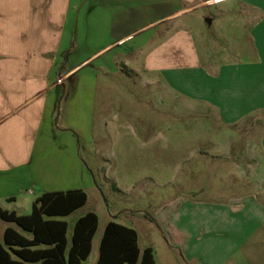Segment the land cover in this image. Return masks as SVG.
Segmentation results:
<instances>
[{
    "label": "crops",
    "instance_id": "crops-1",
    "mask_svg": "<svg viewBox=\"0 0 264 264\" xmlns=\"http://www.w3.org/2000/svg\"><path fill=\"white\" fill-rule=\"evenodd\" d=\"M80 3L0 0V207L16 215H28L33 201L42 193L80 189L44 176L43 161L34 155L36 147L44 132L52 128L55 98L65 72L104 56L105 66L114 65L113 59L118 57L116 66L120 62L128 67L129 75H140L138 70L153 73L157 78L151 83H159L161 89L182 97L191 107L212 110L224 130L220 147L225 154L200 152L215 162L232 163L243 179L238 184L241 192L222 199L176 196L159 207L153 221L169 257L182 264H264V171L252 170V164L261 158L264 162V21L254 1L203 4V0H95L89 4L88 14L102 41L69 71L58 73L64 52L71 46L73 53L76 49ZM210 7H214L211 13L194 17L209 18L210 23L219 21L220 36L225 40L234 35L227 29H242L250 43L247 56L211 59V41H203L204 53L199 51L200 24L184 17ZM242 127L247 135L241 132ZM241 141L245 150L232 152L231 148ZM68 215L43 217L67 223L69 246L73 227L68 238L69 225L62 219ZM4 222L1 242L7 227L31 238L30 232L15 223ZM137 245L140 251L151 247L141 248L138 234Z\"/></svg>",
    "mask_w": 264,
    "mask_h": 264
},
{
    "label": "rangeland",
    "instance_id": "rangeland-1",
    "mask_svg": "<svg viewBox=\"0 0 264 264\" xmlns=\"http://www.w3.org/2000/svg\"><path fill=\"white\" fill-rule=\"evenodd\" d=\"M219 1L203 0V4ZM253 1L264 21V0ZM92 2L95 0H81L76 49L73 53L71 46L66 59L62 56L63 71H69L103 39L88 14ZM213 10L214 7L199 9L184 17L200 24L199 51L204 53L203 41H211V59L247 56L250 43L242 29H227L234 35L225 40L220 36L219 21L210 23L209 18L206 22L194 17ZM127 46L123 49L129 54ZM105 58L87 61L65 72L55 98L52 128L44 132L34 155L43 161L44 176L49 180H63L66 186L79 187L87 195L82 208L62 218L69 225L68 238L75 220L84 211L98 216L92 251L81 264L94 263L100 236L110 217L134 228L139 246L150 245L154 249L157 264H182L169 257L160 229L153 221L159 207L176 196L222 199L241 192L238 184L243 179L232 163L215 162L200 152L225 154L224 147H220L225 140L224 130L212 110L191 107L182 97L161 89L159 83H151L157 78L153 73L138 70L140 75H129L128 67L120 62L116 66L118 57L109 66L104 64ZM241 132L246 134L247 130L242 127ZM238 144L231 148L232 152L245 150L243 141ZM252 170L264 171L262 158L252 164ZM6 224L0 219V240Z\"/></svg>",
    "mask_w": 264,
    "mask_h": 264
},
{
    "label": "trees",
    "instance_id": "trees-1",
    "mask_svg": "<svg viewBox=\"0 0 264 264\" xmlns=\"http://www.w3.org/2000/svg\"><path fill=\"white\" fill-rule=\"evenodd\" d=\"M69 51L63 56L65 59ZM64 63V62H62ZM64 65V64H63ZM63 66L60 65L58 73ZM83 190L45 192L35 198L28 215H16L0 207V219L13 222L32 234L31 238L7 227L0 241V264H80L91 251V240L97 228V215L87 212L73 226L70 244L67 223L43 216H65L85 204ZM38 245L44 247L38 248ZM15 256V258L13 257ZM95 264H155L153 250L137 245L135 229L109 221L104 227Z\"/></svg>",
    "mask_w": 264,
    "mask_h": 264
}]
</instances>
